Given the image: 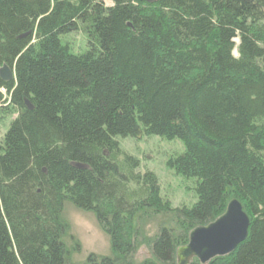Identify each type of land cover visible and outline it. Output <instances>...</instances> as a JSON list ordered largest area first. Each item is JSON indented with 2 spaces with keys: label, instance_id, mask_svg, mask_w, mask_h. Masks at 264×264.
<instances>
[{
  "label": "trees",
  "instance_id": "16d2710c",
  "mask_svg": "<svg viewBox=\"0 0 264 264\" xmlns=\"http://www.w3.org/2000/svg\"><path fill=\"white\" fill-rule=\"evenodd\" d=\"M4 66L0 264H71L65 202L109 239L82 264H133L141 248L142 264H176L231 199L247 238L208 264H264V0H0ZM138 135L182 143L167 166L194 180L192 206L172 208L121 152Z\"/></svg>",
  "mask_w": 264,
  "mask_h": 264
},
{
  "label": "rangeland",
  "instance_id": "374dc122",
  "mask_svg": "<svg viewBox=\"0 0 264 264\" xmlns=\"http://www.w3.org/2000/svg\"><path fill=\"white\" fill-rule=\"evenodd\" d=\"M61 42L68 43L70 52L75 55L82 54L88 48L86 39L80 33L61 37ZM12 120L13 117L0 113V142ZM117 142L123 154L138 161L137 172H151L156 176L160 195L170 202L172 208L190 207L196 202L194 180L176 175L167 166L170 158L184 153V146L179 140L167 141L156 136L138 135L135 138L117 139ZM61 219L69 227L63 242L70 252L71 264L84 263L90 254H109V239L99 230L92 213L78 211L65 202ZM153 228L154 224L150 226V229ZM149 259L147 249L141 248L136 253L133 264H142Z\"/></svg>",
  "mask_w": 264,
  "mask_h": 264
},
{
  "label": "water",
  "instance_id": "95a60500",
  "mask_svg": "<svg viewBox=\"0 0 264 264\" xmlns=\"http://www.w3.org/2000/svg\"><path fill=\"white\" fill-rule=\"evenodd\" d=\"M0 79L10 82L13 74L6 66L0 69ZM249 219L236 199H231L224 212L206 226L192 229L187 244L177 248L176 264H208L216 258L232 254L245 241L248 234Z\"/></svg>",
  "mask_w": 264,
  "mask_h": 264
}]
</instances>
